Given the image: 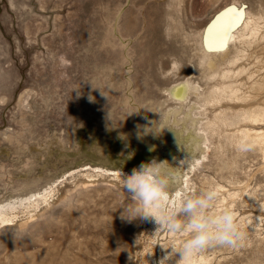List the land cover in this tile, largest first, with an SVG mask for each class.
I'll use <instances>...</instances> for the list:
<instances>
[{
  "label": "rangeland",
  "instance_id": "1",
  "mask_svg": "<svg viewBox=\"0 0 264 264\" xmlns=\"http://www.w3.org/2000/svg\"><path fill=\"white\" fill-rule=\"evenodd\" d=\"M234 5L264 10V0H0V205L41 195L35 214L0 227V264H182L189 234L121 218L134 203L122 175L152 160L173 204L215 191L206 214L232 209L244 234L192 264H264V118L244 121L242 100H206L221 79L203 78L198 61V32Z\"/></svg>",
  "mask_w": 264,
  "mask_h": 264
},
{
  "label": "bare ground",
  "instance_id": "2",
  "mask_svg": "<svg viewBox=\"0 0 264 264\" xmlns=\"http://www.w3.org/2000/svg\"><path fill=\"white\" fill-rule=\"evenodd\" d=\"M199 32L197 36L201 37L200 45L203 48V55L200 54L201 56H198V61L199 65L200 62L202 63L200 65L202 70L205 69L206 71L203 70L202 77L206 78L207 81L214 80V77L217 80V77L221 79V81H218L219 83L215 81L217 83L216 86L212 87L211 85L212 89L209 87L210 90L208 89V91L210 93H207L210 95L207 94L206 100H215L214 102H216V98L219 102L227 99L232 101L242 100L245 104L244 109L246 111L243 118L244 121H255L264 118V10L254 11V9H249L247 11L245 9H239L234 5L232 8L220 12L208 27H206L203 33L200 32L201 35H199ZM249 49L251 50L249 51ZM244 56L246 59L243 58ZM244 59L245 62H243ZM224 63H228L229 67L232 65V68L237 64L239 68L238 70L236 68V72L233 69L231 70V67L227 70H221L220 66L224 65ZM225 66L221 68H226ZM231 72L234 73V76L239 78L243 76V78L236 81L237 78L234 79V76L231 74L233 80L228 79L232 77L230 75ZM190 85H192L191 88L197 93L198 84ZM176 89L179 93L182 88ZM226 124L234 125L236 122L226 120ZM17 134L19 135V133ZM260 139L264 141V135ZM9 141L12 142V137H9ZM47 197L48 193L44 196L45 201H47ZM40 205L41 195L38 197L36 194L29 193L5 205H0V227L15 224L23 218L32 216L37 212ZM209 248L211 251L213 249V252H215L214 248L216 250V246ZM209 248L208 250L210 251ZM17 257L14 260L16 264L24 262L22 261V255ZM33 262L39 264L36 259Z\"/></svg>",
  "mask_w": 264,
  "mask_h": 264
},
{
  "label": "clouds",
  "instance_id": "3",
  "mask_svg": "<svg viewBox=\"0 0 264 264\" xmlns=\"http://www.w3.org/2000/svg\"><path fill=\"white\" fill-rule=\"evenodd\" d=\"M166 176L167 171L162 163L155 160L144 162L130 173L123 174L121 186L132 194L134 203L121 214V218L128 222L137 218L152 219L170 232L189 234L178 250L182 264H192L195 255L209 246H239L244 234L232 209L206 214L215 191L190 196L173 204L167 192L171 181L165 179ZM163 248L167 247L163 245ZM173 250H176L175 245ZM129 259L133 261L131 255ZM159 264H164V260Z\"/></svg>",
  "mask_w": 264,
  "mask_h": 264
}]
</instances>
